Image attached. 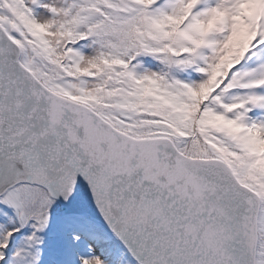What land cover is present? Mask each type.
Masks as SVG:
<instances>
[{"label": "snow or ice", "instance_id": "1", "mask_svg": "<svg viewBox=\"0 0 264 264\" xmlns=\"http://www.w3.org/2000/svg\"><path fill=\"white\" fill-rule=\"evenodd\" d=\"M0 264H264V0H0Z\"/></svg>", "mask_w": 264, "mask_h": 264}]
</instances>
